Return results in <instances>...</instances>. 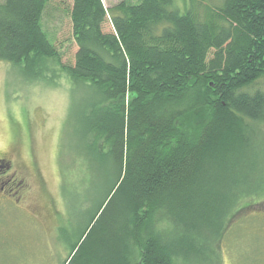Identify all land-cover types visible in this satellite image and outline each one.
Instances as JSON below:
<instances>
[{"label":"trees","instance_id":"obj_1","mask_svg":"<svg viewBox=\"0 0 264 264\" xmlns=\"http://www.w3.org/2000/svg\"><path fill=\"white\" fill-rule=\"evenodd\" d=\"M218 1L201 12L175 0H69L68 63L42 27L48 0L0 2V61L25 83L64 75L83 92L72 91L69 122L91 191L83 201H97L85 252L72 257L76 244L62 264H217L232 223L264 203L252 201L264 196L255 171L220 188L250 143L264 175V90L253 89L264 82V0ZM194 113L203 123L180 132Z\"/></svg>","mask_w":264,"mask_h":264},{"label":"rangeland","instance_id":"obj_2","mask_svg":"<svg viewBox=\"0 0 264 264\" xmlns=\"http://www.w3.org/2000/svg\"><path fill=\"white\" fill-rule=\"evenodd\" d=\"M102 1L105 8L110 9L123 1L135 4L139 0ZM190 2L199 3L202 12L204 6L218 5L219 1L175 0V5L183 9L189 7ZM68 6L69 0H48L42 17V27L49 40L67 48L64 63L66 60L68 63L74 51L68 42ZM104 31H112L109 22ZM258 88L264 90L263 81L253 87ZM72 91L83 95L82 90L72 88L64 75L56 86L28 84L20 80L11 65L0 61V152H13L15 165L25 166L32 192L27 209L0 202V264H62L76 244L72 257L85 252V237L80 241V235L95 209L97 198L86 204L83 201L91 198V191L84 190L82 185L77 158L80 154L78 135L74 121L69 122ZM201 115L190 114L178 121L176 127L191 136L203 123ZM258 131V144L264 150V127ZM248 137L251 141L252 136ZM251 148L250 143L241 158L243 167L238 163L236 172L226 176L233 179L232 184L220 185L223 191L235 190L233 181L246 173L255 171L252 184L259 181L260 175L264 176L261 168L255 170L250 166L254 160ZM239 169H243L242 172ZM262 200L263 195L252 199L255 203ZM246 213L232 223L221 240L217 264H264V203ZM86 258L87 255L83 259Z\"/></svg>","mask_w":264,"mask_h":264},{"label":"flooded vegetation","instance_id":"obj_3","mask_svg":"<svg viewBox=\"0 0 264 264\" xmlns=\"http://www.w3.org/2000/svg\"><path fill=\"white\" fill-rule=\"evenodd\" d=\"M26 168L14 162L13 152H0V202L16 204L27 209L30 205L31 187ZM27 211V210H26Z\"/></svg>","mask_w":264,"mask_h":264}]
</instances>
